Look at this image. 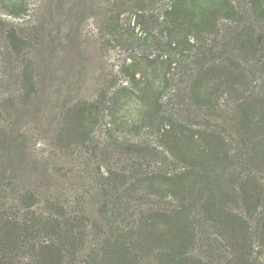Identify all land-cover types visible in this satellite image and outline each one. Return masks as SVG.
I'll return each instance as SVG.
<instances>
[{
  "label": "trees",
  "instance_id": "16d2710c",
  "mask_svg": "<svg viewBox=\"0 0 264 264\" xmlns=\"http://www.w3.org/2000/svg\"><path fill=\"white\" fill-rule=\"evenodd\" d=\"M21 1L6 6L12 23L0 36L15 62L0 73V116L15 121L55 95L40 82L41 39L13 15ZM117 4L99 27L108 72L94 77L89 99L62 108L52 142L58 152L95 151L99 113L133 100L137 128L154 132L159 165L136 178L137 161L122 182L144 181L145 194L166 205L124 222L112 203L107 232L82 260L86 215L30 211L19 224L0 214V264H264V0H161L146 33L139 22L147 28V17L139 11L123 24ZM171 87L177 101L165 94ZM34 200L32 191L19 196L27 207Z\"/></svg>",
  "mask_w": 264,
  "mask_h": 264
},
{
  "label": "rangeland",
  "instance_id": "374dc122",
  "mask_svg": "<svg viewBox=\"0 0 264 264\" xmlns=\"http://www.w3.org/2000/svg\"><path fill=\"white\" fill-rule=\"evenodd\" d=\"M120 1L123 4L117 5L122 9L123 24L128 23L129 16L141 11L147 17V28L139 22L140 30L146 33L155 27L150 15L161 0H97L93 7L86 0H22L23 9L13 14L24 19L21 23L26 22L23 27L27 33L41 39L42 60L37 61L40 82L55 95L54 103L48 106L53 105L51 110L38 103L17 121L12 120V113L0 116V214L3 219H14L19 224L30 211L42 216L60 217L74 212L86 215L88 237L85 248L78 254L80 260L87 259L96 241L107 232L112 203L118 204L116 210L126 216L122 218L124 222L141 209L166 205L164 200L145 194L144 181L129 178L122 182L121 175H128L137 161L142 164V173L136 178L144 177L159 165L153 154L157 144L154 132L150 128H137L139 108L133 100L99 113L90 140L95 151L74 147L58 152L52 142L62 108L76 99H89L94 77L95 82L99 81L108 72L99 27L105 15L117 10L116 3ZM11 3L12 0H0V36L12 23L6 16L9 14L6 6ZM92 27L99 30L96 35H89ZM128 35L124 31L123 36ZM90 36L93 38L89 39ZM3 49L0 45L2 74L15 66L4 56ZM232 57L238 58L235 51ZM250 66L255 68L253 62ZM175 87L165 93L172 101H177ZM134 136L138 140L132 143L130 139ZM106 177H111L107 183ZM132 182L137 185L129 190ZM26 190L35 193L30 207L19 202L20 194Z\"/></svg>",
  "mask_w": 264,
  "mask_h": 264
}]
</instances>
